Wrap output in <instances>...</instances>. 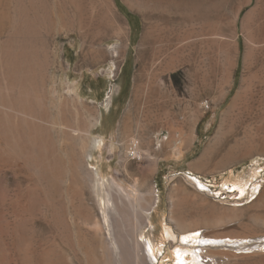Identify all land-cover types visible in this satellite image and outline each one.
I'll return each mask as SVG.
<instances>
[{
    "label": "rangeland",
    "instance_id": "374dc122",
    "mask_svg": "<svg viewBox=\"0 0 264 264\" xmlns=\"http://www.w3.org/2000/svg\"><path fill=\"white\" fill-rule=\"evenodd\" d=\"M244 1L0 0V264H177L210 236L228 242L210 264H264V155H237L264 142V52L256 0L236 18ZM220 131L230 146L193 168ZM231 175L248 180L243 203ZM173 215L200 231L168 239Z\"/></svg>",
    "mask_w": 264,
    "mask_h": 264
},
{
    "label": "bare ground",
    "instance_id": "6f19581e",
    "mask_svg": "<svg viewBox=\"0 0 264 264\" xmlns=\"http://www.w3.org/2000/svg\"><path fill=\"white\" fill-rule=\"evenodd\" d=\"M253 2V0H246L244 1V3H242V5H240V7H238L237 11H236V18H238L243 10V8H245L246 6L250 5L251 3ZM241 4V2H240ZM256 11L258 13V19H257V25H256V28H257V40H256V44L258 46V49L262 52H264V0H256ZM254 12V11H253ZM235 22V29H236V35H238V30H237V20L234 21ZM237 37V36H236ZM235 37V38H236ZM237 41V40H236ZM235 47H237V42H234V49ZM152 44L151 42L149 41V36L148 34H146L144 36V38L142 39L140 45H139V48H138V54H137V57H138V60H139V69L137 71V75L136 77L134 78V81H135V99L133 101V105L132 107H135V108H138L139 107V104H140V98H141V95L145 92V88L147 87V84H146V79H147V65H148V62L150 60V56H151V53H152ZM113 57L114 58H117L118 57V52L115 50L114 54H113ZM178 63H177V60L176 59H173L171 58L169 60V62L167 63L168 66H176ZM247 70V69H246ZM144 95V94H143ZM131 110L129 111L128 115L130 114ZM128 120V117L126 118V121L125 123L127 122ZM14 123V122H13ZM126 127V126H125ZM19 129V128H18ZM11 131V130H10ZM16 131V130H15ZM7 132V131H6ZM9 136V135H8ZM192 137H190L189 139L187 138L185 143H187L188 141L192 142L196 139V135L195 133L191 135ZM4 138V137H3ZM148 138V137H147ZM188 142V143H189ZM129 143V142H128ZM230 138L229 136L227 135H222L221 131L217 133V135L210 141V143L208 144V146L206 147L204 153L202 154V156L200 157V159H198L194 164H193V168H196V169H204V168H207V167H211V165L219 158V156L222 154L223 151H225L229 146H230ZM135 144H138L137 142H132L131 143V146L132 145H135ZM23 145V144H22ZM125 152L130 150L129 148V145L125 147ZM260 150L264 155V142H261L260 144H256L255 143V146H251V148H247L246 150L239 152L240 154L237 153V155H240V156H243V155H249L251 154L254 150ZM137 150L139 151V154L140 156L144 153L140 148L139 146L137 145ZM258 150V151H259ZM29 152V151H28ZM230 154V157H236L237 155L234 154V151L233 153H229ZM29 155V154H28ZM236 155V156H235ZM129 157V155H127ZM44 157V156H43ZM225 157V155H224ZM142 158V156H141ZM228 158V157H227ZM222 159V158H221ZM227 160V159H226ZM230 160V159H229ZM232 160V159H231ZM44 161V160H43ZM223 162V161H222ZM233 175V174H232ZM232 175L226 180L227 182H233L232 183V186L233 188H238L240 190V198L239 199H235L234 201L239 203H243V196L245 195V193L247 192L246 191V188H245V184L248 180H245V179H237L236 181H232ZM257 174L254 173V177H256ZM44 177V175H43ZM46 178V177H45ZM253 178V177H252ZM235 179V178H233ZM255 179V178H254ZM193 181V180H192ZM200 181V180H199ZM226 184V183H225ZM230 184V183H229ZM262 184V183H261ZM261 184H254L253 185V190H256V189H259ZM195 185H200L199 182H195ZM229 186V185H228ZM202 187V186H201ZM230 187V186H229ZM225 188V187H224ZM232 188V189H233ZM230 189V190H232ZM236 190V189H235ZM225 191V190H224ZM249 191V190H248ZM199 192V191H198ZM197 192V193H198ZM235 192V191H234ZM223 193V192H220V194ZM228 193V191H227ZM250 193V191H249ZM203 194V192H202ZM226 194V193H224ZM219 195V194H218ZM246 198V197H245ZM216 199V198H215ZM221 200V199H220ZM233 203V202H232ZM236 205V204H235ZM238 205H242V204H238ZM240 207V206H238ZM174 216V217H173ZM172 216V219H174V221L176 222L177 224V227H178V234L176 235L173 234V232L171 231V229H168L166 230V236L168 239H175L176 236L177 238L179 239V235L181 234L182 235V240H181V244L183 242V244L190 238L192 237L195 233H198L200 230H190V225L187 224L186 220H184V218L182 217H177L176 215H173ZM140 217V216H138ZM87 218V217H86ZM92 221V220H90ZM95 221V220H94ZM99 221V220H98ZM101 222V221H100ZM218 222V221H217ZM215 222V225L216 223ZM221 223V222H219ZM101 224V223H100ZM100 224L97 222L96 223V226L99 227ZM199 224V223H198ZM203 224L206 225V227H212L213 225V221L209 220L208 218H204L203 220ZM219 226V225H218ZM216 227V226H215ZM102 228V226H101ZM192 229V228H191ZM212 229V228H211ZM98 231V230H97ZM99 233V232H98ZM102 234V230H101V233ZM190 234V235H189ZM193 234V235H192ZM219 234V233H218ZM98 235V234H97ZM114 235V234H113ZM192 235V236H191ZM134 236V235H133ZM208 236V235H207ZM103 237V236H101ZM206 237V236H205ZM209 237V236H208ZM207 237V238H208ZM223 237V236H222ZM104 238V237H103ZM129 238V237H128ZM176 238V239H177ZM195 238V237H194ZM210 239H207V240H204L203 241H199V243H205V247H202L199 251H197L196 249L195 250H192V248L190 246H185L187 244H185L184 246H182L183 248H179L175 253H176V256H177V264H187L188 262L186 261V255H188L189 252H191L192 254V258H191V261H192V264H200V262H205L207 261L208 264L212 263V261H216V260H220L222 255H225L224 253H222V251H215L214 249L215 248H221L222 246H226V241L223 238L221 237H218V236H210L209 237ZM110 239V238H109ZM193 239V238H192ZM247 239V238H246ZM102 240V246L104 245L103 241L104 239H101ZM141 242V241H140ZM140 242H136V246L137 248L140 247ZM195 242V241H194ZM101 243V242H100ZM232 243V245H238L239 242L238 241H231L229 242V244ZM253 243V242H252ZM98 244V243H97ZM257 244V243H256ZM240 245V244H239ZM249 244H247L248 246ZM94 246V245H93ZM96 246V245H95ZM99 246V245H98ZM121 246V245H120ZM212 246V247H211ZM214 246H216L214 248ZM250 246V245H249ZM248 246V247H249ZM155 247V246H154ZM238 247V246H237ZM251 247V246H250ZM93 248V247H92ZM96 248H99L96 246ZM105 248V246H104ZM108 248V247H107ZM136 248V249H137ZM196 248V247H194ZM247 248L245 246V243H244V248L242 247L241 249H245ZM94 249V248H93ZM100 249V248H99ZM106 249V248H105ZM122 249V248H121ZM101 250V249H100ZM117 250V249H116ZM124 250V249H123ZM218 250V249H217ZM239 250V248H238ZM123 252V251H122ZM224 252V251H223ZM226 253V252H225ZM114 254V253H113ZM92 255V254H91ZM120 255V254H119ZM122 255V254H121ZM140 255V254H139ZM136 256V263L135 264H146V257L145 256ZM252 255V254H251ZM249 255V256H251ZM248 256V257H249ZM118 257V256H117ZM129 257V256H128ZM243 257V256H242ZM101 259V258H100ZM99 259V260H100ZM224 259V258H223ZM221 259V260H223ZM220 260V261H221ZM105 261V260H104ZM217 262V261H216ZM214 263V262H213ZM113 264V263H112ZM236 264V263H235Z\"/></svg>",
    "mask_w": 264,
    "mask_h": 264
},
{
    "label": "built area",
    "instance_id": "2783aa9c",
    "mask_svg": "<svg viewBox=\"0 0 264 264\" xmlns=\"http://www.w3.org/2000/svg\"><path fill=\"white\" fill-rule=\"evenodd\" d=\"M202 107L205 108V109H207V110H209L210 109V103H209V101H207V100L204 101L202 103ZM137 145L138 144H135V145H132L131 146V144H130V146H129L130 150L128 152V155H129V158L131 160H138V161H140V160H142V158H141L142 155L140 156L139 151L137 150Z\"/></svg>",
    "mask_w": 264,
    "mask_h": 264
},
{
    "label": "flooded vegetation",
    "instance_id": "af4514ba",
    "mask_svg": "<svg viewBox=\"0 0 264 264\" xmlns=\"http://www.w3.org/2000/svg\"><path fill=\"white\" fill-rule=\"evenodd\" d=\"M123 89H124V87H122V90L121 91H123Z\"/></svg>",
    "mask_w": 264,
    "mask_h": 264
}]
</instances>
